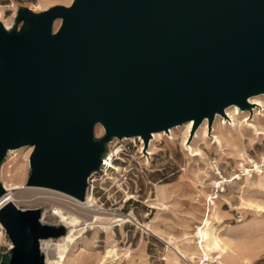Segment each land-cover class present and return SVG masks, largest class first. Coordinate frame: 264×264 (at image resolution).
Listing matches in <instances>:
<instances>
[{"label": "water", "instance_id": "obj_1", "mask_svg": "<svg viewBox=\"0 0 264 264\" xmlns=\"http://www.w3.org/2000/svg\"><path fill=\"white\" fill-rule=\"evenodd\" d=\"M15 23L0 24V163L32 147L25 185L80 201L111 138L210 127L264 94V0H71ZM39 218L0 209L4 264H44L39 240L65 231Z\"/></svg>", "mask_w": 264, "mask_h": 264}, {"label": "rangeland", "instance_id": "obj_2", "mask_svg": "<svg viewBox=\"0 0 264 264\" xmlns=\"http://www.w3.org/2000/svg\"><path fill=\"white\" fill-rule=\"evenodd\" d=\"M70 1L0 0V24L19 28L17 10L28 8L37 13L67 6ZM258 99L264 104V96ZM241 111L240 117L247 116L262 134L256 136L245 126L236 127L233 140L222 141L221 148L211 144L213 139L200 144L203 157L190 153L202 124L188 136L187 146L182 142L184 130L175 128L172 140L163 135L155 140L149 137L146 142L140 137L111 138L104 145L101 159L105 163L90 173L87 194L104 213L134 217L142 228L133 223L120 226L105 218L97 219L91 228L84 218L61 206V199L69 200L50 194L37 203L21 200L17 209H39L44 224L68 228L72 238L67 234L42 244L50 252L51 264H167L174 257L176 264H216L214 253L207 252L202 258L195 247L197 230L207 226L227 244L223 261L264 264V111L256 106ZM221 118L213 117L211 137L213 126L216 135L229 129ZM101 135L99 126L93 128L94 138ZM8 151L0 163V185L7 183L5 188L11 189L9 184H13L22 191L27 186L32 147ZM127 195L132 198L126 201ZM57 210L69 219H61ZM72 215L77 222L71 221ZM7 245L10 247L0 230V264H4ZM177 248L192 254L193 259L180 257ZM110 250L112 255H108Z\"/></svg>", "mask_w": 264, "mask_h": 264}, {"label": "bare ground", "instance_id": "obj_3", "mask_svg": "<svg viewBox=\"0 0 264 264\" xmlns=\"http://www.w3.org/2000/svg\"><path fill=\"white\" fill-rule=\"evenodd\" d=\"M0 15H1V12H0ZM57 26H58V21H55L53 23V30H55L57 28ZM3 28L8 30L12 27L11 26H8V27L3 26ZM260 96H264V94L249 97L247 99V103L249 106H256L258 108L261 107L262 111H264V104L258 99V98H260ZM241 112H243V111H241V109H239L235 105H231V106H228L227 108H225L223 111L224 114L220 115V116L222 117L221 119H224L222 124L224 125V123L227 122L226 124L229 125V129L224 128L222 133H220L219 135H216L215 129L213 126V129L211 132L212 137L210 136V131H209V129L211 127H207V124H206L207 122L204 119L199 124V126L201 124H202V126L200 127L199 131L197 132V134L195 136L196 146H194V148L190 149L191 156L192 157H203V152L200 148V144L201 145H203V144L207 145L208 140L213 139L211 144L212 145L215 144L216 147L221 148L222 147V141L229 142V141L233 140V138H234L233 130L236 131V129H237L236 127L245 126L247 129H249L253 133V135H256V136L261 135L262 132L259 131L258 126L254 122H248V120L246 119L247 116L246 117L245 116L240 117ZM215 117H218V115H215L214 119H215ZM204 122H206V123H204ZM179 126L180 127L176 126L177 128L176 127L170 128L167 131L169 133V135H168V133L166 135L165 132L163 133V131H160V132L151 133L150 137H152L153 140H155L157 137H160L161 135H163V136H166L168 139L172 140L174 128L175 129H183L184 130V133H183L184 136H183L182 142L185 146H187L188 145V142H187L188 136L193 132V130H195V129L192 130V126H193L192 121L185 122ZM139 141L142 143V141L140 139H139ZM25 148H30V147H25ZM10 152L11 151L9 150L8 153H10ZM150 154H151L150 152L147 153V155H150ZM147 155L145 154L144 157ZM145 161H146V159H145ZM103 163H105V161L102 158L101 163H100V168L102 167ZM89 178L90 177H88V179H87V187H86L84 199L81 201L75 199L74 197H72L70 195H67L65 193L55 191L52 189L27 185L26 188H24L21 191L20 190L21 188H18L16 186H14L13 184H9V186H11V189L5 188L8 186V184L5 183L4 184L5 187H3L1 185L5 194L0 197V200L7 194L9 195V199L0 204V209L7 204H11V205L15 206L16 208H18V204L21 200H24V201L26 200L27 202L37 203L42 198L45 200L44 197H46L47 195L50 194V195H54V196H59V198L62 197V198H65L66 200H69L68 202H65V201H63V199H61L60 200V202L62 203L61 206L66 205L68 207V210L72 214H75L77 216L84 218V220H85L84 223L89 224L91 226V228H92V225H94L96 223L97 219H99V218H105L108 220H115V222H117V225H120V226H122L125 223H133V224L141 227V225H139V223L136 222V219L134 217L130 218L128 216H123V215H120V214L114 213V212L104 213L102 210L103 208L100 205H98L97 201L93 198H90L89 195L87 194L88 193ZM12 191H14V193ZM157 192L161 193L163 191L161 189H157ZM38 195H40L42 197H40V196L37 197ZM130 198H132V195H127L126 201ZM54 200L55 199H53V201ZM48 201H50V200H48ZM151 207H153V206L151 205ZM60 208H62V207H60ZM57 215L63 220L69 219L68 217H65L64 211L61 212V211L57 210ZM76 218H77L76 216L72 215L71 221L77 222ZM39 220L41 223H44L43 219H41V217ZM58 225L62 226L64 228V231H65L64 234L60 235L59 237H56V239L47 238V239L39 240V251L43 255L44 264H51V260H50L49 250H47V247L42 248V244L44 242L46 243V242L57 241L59 239L66 237L68 234V228L65 225L59 224V223H58ZM0 230H1V233H3L1 225H0ZM215 232L211 229L210 226H207L205 228H199L197 230V233L195 234L196 239H197L195 247L197 248V251L198 250L200 251V256L202 258L207 256V252H212L215 254V257H216V258L215 257L212 258L213 260L215 258V260L213 262H215L216 264H230L229 262H227L228 260L223 261L224 256L227 254V244L225 242H223L221 237L219 235H217ZM70 237L72 238V235L68 234L67 238L69 239ZM168 244H171V240L168 241L167 245ZM177 250H178V248H177ZM178 251H179L178 253H179L180 257H187L190 260L193 259L192 254H188L187 252H183L180 250H178ZM111 252H113V250L108 251V255H109V253L111 254ZM231 257H228V258L231 259ZM247 262H249V261L247 260ZM247 262H246V264H247ZM167 264H176V258L175 257L171 258Z\"/></svg>", "mask_w": 264, "mask_h": 264}, {"label": "built area", "instance_id": "obj_4", "mask_svg": "<svg viewBox=\"0 0 264 264\" xmlns=\"http://www.w3.org/2000/svg\"><path fill=\"white\" fill-rule=\"evenodd\" d=\"M5 194V192H3V194L1 195V196H3ZM0 196V197H1ZM9 199V195L7 194V195H5L1 200H0V204L1 203H3V202H5V201H7ZM4 234V233H3ZM11 247V246H10ZM8 245H7V249L6 250H8V248H10Z\"/></svg>", "mask_w": 264, "mask_h": 264}, {"label": "trees", "instance_id": "obj_5", "mask_svg": "<svg viewBox=\"0 0 264 264\" xmlns=\"http://www.w3.org/2000/svg\"><path fill=\"white\" fill-rule=\"evenodd\" d=\"M5 259H6V257L4 258V262H5Z\"/></svg>", "mask_w": 264, "mask_h": 264}]
</instances>
